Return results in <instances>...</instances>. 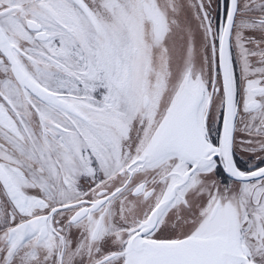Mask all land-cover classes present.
<instances>
[{
	"label": "snow or ice",
	"instance_id": "6c2138e0",
	"mask_svg": "<svg viewBox=\"0 0 264 264\" xmlns=\"http://www.w3.org/2000/svg\"><path fill=\"white\" fill-rule=\"evenodd\" d=\"M0 264H264V0H0Z\"/></svg>",
	"mask_w": 264,
	"mask_h": 264
}]
</instances>
